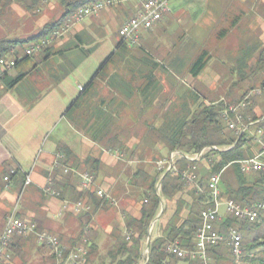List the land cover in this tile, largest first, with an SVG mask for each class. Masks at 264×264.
<instances>
[{
  "label": "crops",
  "instance_id": "obj_1",
  "mask_svg": "<svg viewBox=\"0 0 264 264\" xmlns=\"http://www.w3.org/2000/svg\"><path fill=\"white\" fill-rule=\"evenodd\" d=\"M71 1L74 0H0V42L27 40L38 35L45 26L60 19L65 12V4ZM260 4L264 8V1ZM136 10L134 2L128 11L119 5L110 7L76 25L47 52L25 58L23 51H20L14 69L1 78L0 231L12 209L18 204L19 217L34 221L40 229L58 236L64 244L74 245L80 235L83 215L67 214L57 218L56 214L61 201L76 200L78 177L75 173L65 175L60 168H55L56 163L78 172L99 164L102 175L97 174L95 189L104 191V200L109 201L112 207L119 203L116 202L119 199L117 176L113 173L115 156L109 151L102 153L99 145L70 122L67 112L100 65L117 51L121 42L117 32ZM169 16L168 10L153 30L143 31L138 45L141 42L146 47L153 44L159 30L165 28L163 20ZM259 23L261 25L258 28L250 25L252 33L257 34L260 50L264 54V18ZM262 57L258 60L264 65V55ZM199 75L197 80H200ZM18 77L20 79L11 85ZM78 77L83 78L82 84ZM117 83L120 84L121 81ZM112 84L116 83L108 86L112 87ZM259 111L260 107L253 108L254 114L257 115ZM11 170L16 173L10 175ZM26 174L30 175L31 184L23 188ZM5 176H9L7 183L3 181ZM48 182L54 183L55 188L61 191L60 198H51L43 193ZM185 200L186 204H190L189 197ZM162 210L163 206L150 224V240L162 236L166 223L173 215L165 220L164 216L161 217ZM92 211V228H99L104 221L102 229L107 237L116 228L124 229L126 217H140L139 210L133 207L127 208L126 212L130 216L121 217V211L118 216L114 212L110 214L109 210L103 211L100 207ZM187 212L182 210L181 216L185 217ZM112 214L117 217L115 222L111 218ZM97 241L91 235L90 246L98 248ZM144 247L147 248V243ZM10 253V264H48V251L37 243L34 236L14 239Z\"/></svg>",
  "mask_w": 264,
  "mask_h": 264
},
{
  "label": "rangeland",
  "instance_id": "obj_2",
  "mask_svg": "<svg viewBox=\"0 0 264 264\" xmlns=\"http://www.w3.org/2000/svg\"><path fill=\"white\" fill-rule=\"evenodd\" d=\"M263 1L169 0L167 8L170 16L163 20L165 28L159 30L158 37L153 41V44L148 47L143 46L142 42L136 47H127L126 45L127 52L123 55L124 57L117 58L115 56V62L107 65L106 70L96 82L95 94L105 103L113 98V104L110 103V105L112 104V109L118 113L117 125L120 129L118 133L120 139L116 143H112V147L118 148L120 153L124 150V156L123 158L115 157L116 160H114L113 173L117 176V196L120 199H117L116 202L119 203L112 207L109 203L105 205L101 201L97 208L100 207L103 211L109 210L110 214L114 212L117 216L121 211L119 217L130 216L126 212L129 207L140 212L144 201L142 191V188L145 187L144 182L157 177L156 161L169 154V148L157 130L164 127L170 128L177 117L187 112H189L188 117L190 118L200 104L205 106L218 102L234 104L246 93L260 86L259 83L264 80V65L258 59L263 58L264 54L260 50L257 34L252 33L253 28L250 24L257 28L258 25H261L259 20L264 18V8L260 3ZM132 3L119 6L128 11L132 7ZM203 50L207 52L209 60L199 75L200 80H197L188 74V67ZM145 59L157 65L153 70V77L161 87V93L151 107L142 110L137 89L144 84V80L142 77L139 78L141 74L138 69L141 66L147 69L151 67L150 64H143ZM82 79L78 77L80 83ZM120 81L129 85V92L119 91L120 84L117 82L120 83ZM111 83H116L117 86L112 84L114 87H109L108 85ZM193 95L198 98L194 100ZM253 100V105L260 107V111L257 115L253 113V110L251 113L262 118L264 116V96L256 97ZM79 113L86 117V114H89V109L83 107ZM245 118L247 121L250 119L248 116ZM222 132L228 133L224 124ZM248 135L251 138L250 144L253 145V152H255L259 148L257 142L259 136L251 126ZM99 148L102 153L108 149L105 145L99 146ZM201 164L205 167H199L198 182L195 186H184L183 190L173 199L161 201L160 209L162 206L165 207V220L174 213L178 199H180L179 202H186L185 198L189 197L191 202V191L200 187V181L205 176V171L208 170L206 162ZM99 166L97 165L96 171L93 168L87 169L86 172H94L96 176L97 174L102 175ZM139 170L144 175L141 173L135 177V173ZM223 176L226 182L220 183V191L226 190V184H235L231 168L227 169ZM156 192L157 194L160 192L159 183L156 184ZM221 212L220 223L227 218L223 209ZM110 214H108L107 220L110 219ZM116 215L112 214L111 217L114 222L117 218ZM181 215L183 214L181 213ZM262 216L264 217V212ZM103 222L102 225L100 223L99 228H92L91 235L97 238L99 246L90 256L88 264L108 261L106 254L113 246V239L110 236L107 237V233L102 229ZM87 225L91 226V223L89 222ZM263 228L262 226L261 229ZM114 230L121 237H126L128 234L123 228ZM225 232L226 229L221 233ZM259 232L260 230L258 232L252 230L249 234L241 233L243 245H246ZM152 233L155 234V232ZM146 243L142 245V254ZM223 245L219 253L222 259L221 264H250L245 260L246 251L242 250L241 258L236 260L231 256L227 246L224 243ZM259 249L251 252L255 258L260 257ZM211 263L213 264V260ZM178 264L186 263L179 262Z\"/></svg>",
  "mask_w": 264,
  "mask_h": 264
},
{
  "label": "trees",
  "instance_id": "obj_3",
  "mask_svg": "<svg viewBox=\"0 0 264 264\" xmlns=\"http://www.w3.org/2000/svg\"><path fill=\"white\" fill-rule=\"evenodd\" d=\"M95 1L99 0H74L67 2L65 4V12L60 19L45 26L38 35L27 40L1 41L0 58L12 48L23 51L30 44L45 38L73 11ZM49 48L45 49L43 52H47ZM117 48V51L100 65L98 71L92 77L90 82L82 89L79 97L68 110L67 117L70 122L77 127L78 131L86 134L92 142L99 146L105 145L108 147L107 151L111 153L118 152L123 155L124 150L120 153L118 148H115L114 146L112 147V143L114 144L120 139V136L118 135L120 129L117 125L119 118L118 113L112 109L113 98L108 103H105L103 99L97 97L95 94L96 82L106 70L107 65L115 62V56H117V58H123V55L127 52L126 45L122 42L118 44ZM208 60L207 52L204 50L201 51L190 63L188 74L191 77L196 78L205 69ZM143 62H145L143 64H150L151 66L150 69L144 68L143 66L138 69L139 74H141L139 75V78H143L144 84L137 89V91L141 99L142 110H145L148 107H151L153 102L157 99L161 93V87L153 77V70L157 66L156 63H152L148 59L143 60ZM19 79L20 77L11 82V85L16 83ZM262 84H264V81L260 85ZM118 87L121 92H129L130 90L129 85H126L123 82H121ZM193 96L194 100L198 98L196 95ZM243 97L241 99H243ZM254 98H252L251 104L244 112V122L254 123L251 126L252 129L255 130V133L257 130L261 129L264 138V119L261 121L260 117L251 113L255 107V105H253ZM110 103L112 104L110 105ZM83 107L89 109V114L87 113L86 117L79 113V110ZM223 107L224 102H218L208 106L200 104L190 118L188 117L189 112H187L186 114L177 117L174 123L171 124L170 128L164 127L157 130L169 148V152L179 151L191 155L200 152L204 148L212 146L222 149L227 148V150L207 152L205 158L211 159V164H207L209 170L205 171V176L201 179L199 184L200 187L195 188L193 192L191 191L190 204L181 201L180 203V199H178V205L176 206L175 212L166 223L162 236L154 240L149 239V227L160 210L161 201L163 199H173L183 190L184 186L187 185L182 180L180 174H174L171 172H167L163 176L157 174V177L153 179L151 178L150 181L146 180L144 182L145 187L142 188L144 201L140 210V217L137 219L132 217L125 218L124 230L130 235L129 240H126L125 236L121 237V235L117 234L114 230L110 235L113 239V246L106 254L108 261H103L99 264H139L142 260V245L143 243H146L148 239V260L144 264H178L179 262H184L186 264H199L198 261H182L175 256L167 255L164 252V247L166 244L175 241H177L182 248L192 249L194 247V237L197 229L201 225L200 211L208 206L206 181L210 172H219L223 169L221 183H225L226 180L223 176L225 171L230 168L233 171L235 184H226V190H221L222 199L233 200L242 207L251 206L256 203H264V173L257 172L246 175L241 172L238 165L239 161L254 156L259 149L253 152V145L250 144L251 139H249L248 133L236 135L233 131H228V133L222 132L224 123L221 118V112ZM247 116L250 118L248 121L245 120V117ZM186 166L187 162L181 160L177 163V170H185ZM197 166L198 169H200L199 167H205V165L202 166L201 163H198ZM96 167L97 166L93 167L94 170H97ZM88 173L93 174L96 178L94 172L88 171ZM141 173L144 175V173L139 170L134 176L137 177ZM157 183H159L160 187L159 194L156 192ZM84 196V194L77 192L76 200L81 199ZM86 196L90 204L93 206V210L94 208H97L105 198H97L94 191L89 192ZM103 203L108 205L109 201L104 200ZM184 209L188 212L185 217H182L181 213ZM263 212L264 210L259 213L257 220L254 222L237 221L227 216L222 223L216 224V229L219 232L224 231L230 226L236 228L240 234H249L252 230H255L256 232L260 230L259 234L254 236V238H252L246 245H243L242 240V250L247 252L245 260L249 261L250 264H264V228L261 229L262 226L264 227ZM164 214L165 207H163L161 217H163ZM90 215L91 214L83 215L85 218H82L80 221L81 231L78 238L81 237L83 228L90 222ZM223 246V244H219L208 249V254L211 260H213V264H221L222 259L220 258L219 253ZM96 249L97 248L94 245L89 247V253L86 257L85 264H88L90 256L96 251ZM255 249H259L260 257L258 258H255L254 254H251ZM51 261L52 257L48 253L47 263Z\"/></svg>",
  "mask_w": 264,
  "mask_h": 264
},
{
  "label": "built area",
  "instance_id": "obj_4",
  "mask_svg": "<svg viewBox=\"0 0 264 264\" xmlns=\"http://www.w3.org/2000/svg\"><path fill=\"white\" fill-rule=\"evenodd\" d=\"M128 2H134L136 4V13L123 23L117 34L123 44L129 47L137 46L140 34L143 31L153 30L160 23L163 16L167 14L169 0H99L92 2L91 4L76 9L65 17L45 38L27 46L23 50V57H33L34 55L42 53L45 49L62 40L76 25L85 19L95 17L110 7ZM19 52L18 49L12 48L0 58V80L7 72L14 69L18 61ZM259 96H264V84L246 93L243 99L237 103H224L221 118L227 131H233L236 135L249 133V128L254 123L244 122V112L251 104L252 98ZM263 119L264 116L261 118V121ZM256 134L259 136L257 140L259 145L258 152L254 156L238 162L241 172L246 175L257 172L264 173L263 132L259 129ZM218 150H227V148L222 149L212 146L191 155L179 151H172L165 158L156 161L155 170L161 176L167 172L180 174L185 184L188 187H193L198 182L197 164L202 162L211 164V159L205 158V156L209 151ZM111 154L115 157L123 158V155L118 152ZM181 160L186 161L187 166L185 170L178 171L177 163ZM55 168H60L65 175L75 173L78 177L77 192L85 195L75 201H61L56 217L62 218L67 214H90L92 205L86 194L96 188V178L94 175L86 171H73L59 163H56ZM223 171L222 169L219 172H210L208 177L206 184L208 206L200 211L201 225L197 229L194 237V247L192 249L182 248L175 241L165 245V254L175 256L182 261H198L199 264H212L208 249L224 243L234 259L238 260L241 258L242 237L238 230L234 227H228L225 233H221L216 229V224L221 221V210L223 209V213L226 216L237 221L254 222L257 220L259 213L264 210V203H256L251 206L242 207L233 200L222 199L220 183ZM15 173V170L10 171V175ZM3 181L7 183L9 176H5ZM30 184V175L26 174L24 176L23 188ZM94 192L98 198L105 197L102 189H95ZM43 193L51 198L57 199L61 197V191L56 189L52 182L47 183L43 188ZM17 206L18 204L14 206L0 231V264H10L12 260L10 246L14 239H25L31 236L35 237L41 247L48 250L49 255L52 257V261L48 264H85L91 245L90 236L92 234V227L90 225H86L83 228L81 237L76 240L74 245L68 246L58 236L40 229L34 221L19 217L17 215ZM129 237L130 235L127 234L126 240H129ZM142 257L143 259L139 264H144L148 260L147 248L144 250Z\"/></svg>",
  "mask_w": 264,
  "mask_h": 264
},
{
  "label": "water",
  "instance_id": "obj_5",
  "mask_svg": "<svg viewBox=\"0 0 264 264\" xmlns=\"http://www.w3.org/2000/svg\"><path fill=\"white\" fill-rule=\"evenodd\" d=\"M149 248V239L147 240V249Z\"/></svg>",
  "mask_w": 264,
  "mask_h": 264
}]
</instances>
